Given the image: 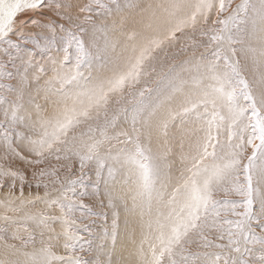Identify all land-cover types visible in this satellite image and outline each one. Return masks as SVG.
Wrapping results in <instances>:
<instances>
[{
    "label": "snow or ice",
    "instance_id": "snow-or-ice-1",
    "mask_svg": "<svg viewBox=\"0 0 264 264\" xmlns=\"http://www.w3.org/2000/svg\"><path fill=\"white\" fill-rule=\"evenodd\" d=\"M0 264H264V0H0Z\"/></svg>",
    "mask_w": 264,
    "mask_h": 264
}]
</instances>
